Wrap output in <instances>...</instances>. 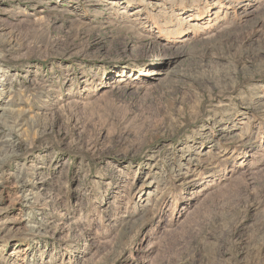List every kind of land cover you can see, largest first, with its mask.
Wrapping results in <instances>:
<instances>
[{"label": "rangeland", "instance_id": "374dc122", "mask_svg": "<svg viewBox=\"0 0 264 264\" xmlns=\"http://www.w3.org/2000/svg\"><path fill=\"white\" fill-rule=\"evenodd\" d=\"M0 264H264V0H0Z\"/></svg>", "mask_w": 264, "mask_h": 264}, {"label": "bare ground", "instance_id": "6f19581e", "mask_svg": "<svg viewBox=\"0 0 264 264\" xmlns=\"http://www.w3.org/2000/svg\"><path fill=\"white\" fill-rule=\"evenodd\" d=\"M17 146H18V145H17ZM17 146L13 144L11 148H12V149H14V151H15V150H16V148H18ZM2 150H3V149H2ZM3 152H4V151H3ZM8 152H9V151H8ZM5 153H6V152H4V154H3V155H5ZM8 154H9V153H8ZM3 155H2V156H3ZM15 160H16V159H15Z\"/></svg>", "mask_w": 264, "mask_h": 264}]
</instances>
